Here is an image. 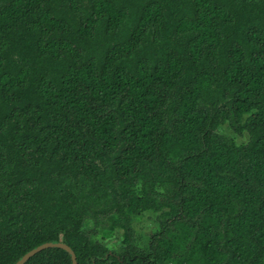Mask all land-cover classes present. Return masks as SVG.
Segmentation results:
<instances>
[{
  "label": "trees",
  "instance_id": "1",
  "mask_svg": "<svg viewBox=\"0 0 264 264\" xmlns=\"http://www.w3.org/2000/svg\"><path fill=\"white\" fill-rule=\"evenodd\" d=\"M149 213L168 264H264V0H0V264H121Z\"/></svg>",
  "mask_w": 264,
  "mask_h": 264
},
{
  "label": "flooded vegetation",
  "instance_id": "2",
  "mask_svg": "<svg viewBox=\"0 0 264 264\" xmlns=\"http://www.w3.org/2000/svg\"><path fill=\"white\" fill-rule=\"evenodd\" d=\"M162 213H149L146 216L135 219L129 227V238H131V244L129 248H124L123 256L118 255V251L125 246V239L128 235L122 231H119L108 241L102 243L103 247L108 251L107 255L112 256L115 259H119L120 263H123V258L129 257L132 253L133 259H138L137 264H168L164 260L163 251L167 245H161V242L165 240L169 229H173V223L175 218H162ZM138 225L139 227H136ZM125 241V242H124ZM172 249L176 250V244L172 241ZM71 258V257H70ZM171 264V262H169Z\"/></svg>",
  "mask_w": 264,
  "mask_h": 264
},
{
  "label": "water",
  "instance_id": "3",
  "mask_svg": "<svg viewBox=\"0 0 264 264\" xmlns=\"http://www.w3.org/2000/svg\"><path fill=\"white\" fill-rule=\"evenodd\" d=\"M61 249L68 253L71 257L72 264H77L76 262V256L71 248H69L67 245L61 243V242H50L42 244L33 250L29 251L27 254H25L23 257H21L16 264H25L31 257H33L35 254L39 253L40 251L46 250V249Z\"/></svg>",
  "mask_w": 264,
  "mask_h": 264
},
{
  "label": "rangeland",
  "instance_id": "4",
  "mask_svg": "<svg viewBox=\"0 0 264 264\" xmlns=\"http://www.w3.org/2000/svg\"><path fill=\"white\" fill-rule=\"evenodd\" d=\"M220 131H221L222 133H224V134H226V135L231 136L232 138H234L235 141H236V143H237L238 145H243V144H245L246 141H247V138H246V137L241 139V138H237V137L233 136L232 132L228 129L227 126L222 127ZM136 227H139V226L136 225Z\"/></svg>",
  "mask_w": 264,
  "mask_h": 264
}]
</instances>
